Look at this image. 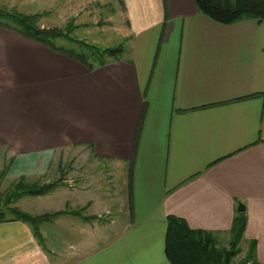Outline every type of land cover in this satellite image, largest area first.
<instances>
[{
    "label": "crops",
    "instance_id": "obj_1",
    "mask_svg": "<svg viewBox=\"0 0 264 264\" xmlns=\"http://www.w3.org/2000/svg\"><path fill=\"white\" fill-rule=\"evenodd\" d=\"M118 4L130 49L95 70L0 28V172L43 178L65 154L128 176L109 198L89 175L66 185L93 217L67 213L66 233L103 242L49 256L29 225L0 222V264H170L169 218L229 249L241 215L233 264H264V22L221 24L195 0Z\"/></svg>",
    "mask_w": 264,
    "mask_h": 264
},
{
    "label": "trees",
    "instance_id": "obj_2",
    "mask_svg": "<svg viewBox=\"0 0 264 264\" xmlns=\"http://www.w3.org/2000/svg\"><path fill=\"white\" fill-rule=\"evenodd\" d=\"M195 2L201 14L221 24L231 25L244 19L264 22V0H195ZM43 17L44 13L25 15L0 9V28L31 39L51 50L66 54L78 60L89 70H95L105 66L110 61L119 60L125 53L121 46L103 48L73 40L68 35L73 30L72 26L68 28V33L56 27L44 28L40 25ZM65 41L69 44L72 43V45L66 46ZM78 47L81 48L78 49ZM6 175V169L0 172V186ZM59 184L60 182L50 184L29 183L24 177L19 178L6 192L0 191V209H2L0 210V222L17 221L29 225L34 236L42 245L44 236L40 226L44 223L65 216L67 213L80 216L85 220H92L93 217L84 215L86 209L75 212L60 211L52 214L33 215L15 207V204L22 198L44 197L58 188ZM3 209H7L10 218ZM245 223V218L242 215L236 219L231 231L230 247L229 249H221L217 247L212 235L193 232L183 221L173 217L169 218V230L166 238L167 258L170 264H233V259L239 254L238 246L245 232ZM249 259L250 257L239 264H249Z\"/></svg>",
    "mask_w": 264,
    "mask_h": 264
},
{
    "label": "rangeland",
    "instance_id": "obj_3",
    "mask_svg": "<svg viewBox=\"0 0 264 264\" xmlns=\"http://www.w3.org/2000/svg\"><path fill=\"white\" fill-rule=\"evenodd\" d=\"M0 9L25 15L44 13V17L40 22L41 26L45 28H60L67 33L69 32L68 28L72 26L73 30L68 35L76 41L87 42L103 48H118L121 46L125 51H128L131 46V39L126 36L127 33L122 27L124 23L119 13L121 7L118 4V0H0ZM68 44L65 41V45L68 46ZM69 45L71 46L72 43ZM80 48L78 47V49ZM64 156L54 159L50 170L46 172L43 178L37 175H29L28 173L22 175L29 183L50 184L60 182L58 189L45 197H24L15 204V207L21 208L33 215L81 210V205L79 207L78 205H73V202H76L77 199L73 200L74 197H71V195L73 196L77 192L71 194V192L67 193L65 189L66 185H80L81 175H85V177L89 175L92 185L96 182L98 183L97 186H100V190L93 189L98 194L105 192L106 197L109 198L115 194V191L120 193V188L123 187V180L121 181L119 178L123 175L122 173L118 174L113 172L112 174H108L112 170L106 169L108 164L102 161L99 164L93 157L87 158L82 156L73 159L69 156L66 159ZM17 168L21 170V166L17 165L12 172ZM28 170L25 169V171ZM106 170L108 172L103 174L102 171ZM103 177L105 179L107 177L108 179L103 181ZM13 178V176L8 178L6 175L2 179L0 186L1 192H6L19 179ZM123 178H128V176L126 177L125 174ZM70 200L71 203H69ZM3 210L9 214L7 209ZM8 217L10 218V214ZM65 222L66 217H62L59 220H53L40 226L41 230H44L45 234H47L43 238V243H41L49 256L51 251L53 252L55 249L64 254L68 248V243L75 246H82L83 241L88 238H90L88 240L91 241V244L92 242H103L105 240L104 238L94 239L92 236H89V228L82 233L81 237L77 233H70L69 231L66 233L65 225H63ZM50 236L51 238H49ZM54 240L59 241L58 245L54 244ZM100 243L96 244L98 245ZM240 259L241 256H238L234 260V264H239Z\"/></svg>",
    "mask_w": 264,
    "mask_h": 264
},
{
    "label": "water",
    "instance_id": "obj_4",
    "mask_svg": "<svg viewBox=\"0 0 264 264\" xmlns=\"http://www.w3.org/2000/svg\"><path fill=\"white\" fill-rule=\"evenodd\" d=\"M239 211L240 212H244L245 211V207L243 205H239Z\"/></svg>",
    "mask_w": 264,
    "mask_h": 264
}]
</instances>
